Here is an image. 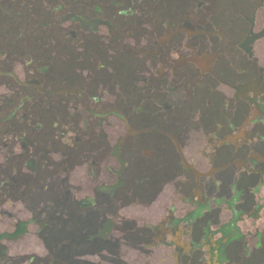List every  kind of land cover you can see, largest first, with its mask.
<instances>
[{
  "label": "flooded vegetation",
  "instance_id": "af4514ba",
  "mask_svg": "<svg viewBox=\"0 0 264 264\" xmlns=\"http://www.w3.org/2000/svg\"><path fill=\"white\" fill-rule=\"evenodd\" d=\"M0 264H264V0H0Z\"/></svg>",
  "mask_w": 264,
  "mask_h": 264
}]
</instances>
